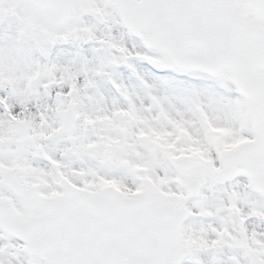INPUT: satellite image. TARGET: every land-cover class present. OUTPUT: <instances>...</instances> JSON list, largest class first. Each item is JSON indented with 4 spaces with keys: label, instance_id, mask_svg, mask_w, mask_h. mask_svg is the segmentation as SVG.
Listing matches in <instances>:
<instances>
[{
    "label": "snow or ice",
    "instance_id": "1",
    "mask_svg": "<svg viewBox=\"0 0 264 264\" xmlns=\"http://www.w3.org/2000/svg\"><path fill=\"white\" fill-rule=\"evenodd\" d=\"M0 264H264V0H0Z\"/></svg>",
    "mask_w": 264,
    "mask_h": 264
},
{
    "label": "rangeland",
    "instance_id": "2",
    "mask_svg": "<svg viewBox=\"0 0 264 264\" xmlns=\"http://www.w3.org/2000/svg\"><path fill=\"white\" fill-rule=\"evenodd\" d=\"M195 223V222H194Z\"/></svg>",
    "mask_w": 264,
    "mask_h": 264
}]
</instances>
